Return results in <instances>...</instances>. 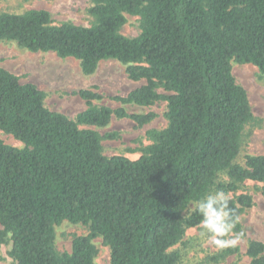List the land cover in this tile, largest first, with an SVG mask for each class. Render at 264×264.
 <instances>
[{
	"label": "trees",
	"instance_id": "trees-1",
	"mask_svg": "<svg viewBox=\"0 0 264 264\" xmlns=\"http://www.w3.org/2000/svg\"><path fill=\"white\" fill-rule=\"evenodd\" d=\"M88 26L54 24L45 10L0 13V40L30 52H51L79 61L90 76L101 61L126 66L129 80H144L111 109L95 105L104 97L93 89L74 92L86 109L70 120L44 105L45 93L22 84L0 67V131L23 147L0 140V245L11 244L14 264H94L100 238L109 264H178V245L187 229L200 226L190 204L223 190L244 238L241 215L252 198L239 193L245 182L261 185L264 155L237 163L246 126L254 122L247 92L232 64H250L264 80V0H89ZM125 15L137 16L140 34L120 33ZM161 89L165 93L159 94ZM166 103L167 126L150 130L151 144L136 160L102 153L93 128L112 116L137 126L153 113H128ZM79 125L91 127L80 129ZM67 221L88 227L69 252L55 248V227ZM237 245L209 257L219 263L238 256ZM248 264H264V243L248 240Z\"/></svg>",
	"mask_w": 264,
	"mask_h": 264
},
{
	"label": "rangeland",
	"instance_id": "rangeland-1",
	"mask_svg": "<svg viewBox=\"0 0 264 264\" xmlns=\"http://www.w3.org/2000/svg\"><path fill=\"white\" fill-rule=\"evenodd\" d=\"M90 7L89 0H0V13L22 14L29 10H45L54 24L73 23L88 26L91 18L87 13ZM126 22L120 33L128 38L137 37L140 30V21L137 16L125 15ZM0 67L7 69L17 76L22 84H34L45 93L44 105L51 111L60 113L75 120L77 115L86 109L85 102L73 93L80 89H93L104 99L94 102L95 105H105L111 109L120 104L111 100L114 96H125L130 91L140 87L144 80L133 82L128 79L126 66L116 60L101 61L94 74L84 76L79 61L72 58H60L55 53L30 52L22 49L15 42L0 40ZM232 74L238 85L247 92L254 122L248 124L244 130L243 142L237 163L244 164L246 155H264V80L256 67L246 64H232ZM94 90V89H93ZM159 94L165 92L158 90ZM127 112L153 113L155 118L147 125L137 126L132 120L118 119L112 116L110 124L105 128H93L101 137L106 134H116L115 139H102V153L107 157L120 155L131 160L141 156V149L151 144L147 138L150 130H162L167 126L165 118L166 103L159 101L152 106L141 108L129 106ZM80 129H91L79 125ZM0 140L16 148L23 145L12 136L0 131ZM261 185L254 182H245L239 193H245L252 198V207L240 217L245 237L239 238L237 245L240 249L238 256L227 257L219 263H211L209 257L219 253L215 246L202 235L201 225L186 230L182 241L173 249L180 254L178 264H248L245 255L248 240H257L264 243V196ZM190 204L184 212L189 216L194 211ZM88 227L80 224H71L67 221L55 227L56 251L69 252L71 241L75 236L88 234ZM98 250L94 264H109L110 250L103 245L100 238L93 240ZM11 244L7 241L0 245V264H14L9 256Z\"/></svg>",
	"mask_w": 264,
	"mask_h": 264
},
{
	"label": "clouds",
	"instance_id": "clouds-1",
	"mask_svg": "<svg viewBox=\"0 0 264 264\" xmlns=\"http://www.w3.org/2000/svg\"><path fill=\"white\" fill-rule=\"evenodd\" d=\"M229 200L227 193L216 190L196 201L194 205V211L201 218L202 235L218 250L234 246L239 239L233 232L238 217L229 207Z\"/></svg>",
	"mask_w": 264,
	"mask_h": 264
}]
</instances>
